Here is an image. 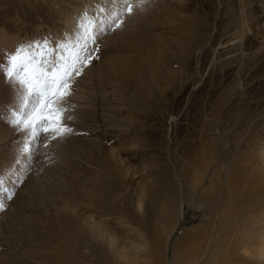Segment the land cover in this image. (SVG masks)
<instances>
[{
	"label": "rangeland",
	"instance_id": "1",
	"mask_svg": "<svg viewBox=\"0 0 264 264\" xmlns=\"http://www.w3.org/2000/svg\"><path fill=\"white\" fill-rule=\"evenodd\" d=\"M0 202V264H264V0H0Z\"/></svg>",
	"mask_w": 264,
	"mask_h": 264
},
{
	"label": "snow or ice",
	"instance_id": "2",
	"mask_svg": "<svg viewBox=\"0 0 264 264\" xmlns=\"http://www.w3.org/2000/svg\"><path fill=\"white\" fill-rule=\"evenodd\" d=\"M125 10L128 13L132 12V6L130 3L125 4ZM120 23V17L118 16L116 20L113 21V24L118 26ZM91 39V37H88ZM95 46L89 47L87 41L81 48V54H78L74 61L73 65L80 64L84 65L89 63L94 58ZM9 61L10 68L5 73L9 78L13 77L12 69H15L17 74L20 72L25 73V79L21 80L22 85L27 86V91L33 93V101L31 108L28 112L19 119H15L13 124L20 131H26L27 135L25 140H31L36 136L37 132H43L49 134L50 136H63L65 133L71 132V128L63 122L62 112L59 107L54 106L56 102V97L58 95H66L70 91L69 83L71 81L72 75L79 74L80 69L73 67L72 72L68 71V68L65 67L63 73L57 74L54 72L51 80L44 79L41 84V75H35L30 71V65L32 61L35 60V57H32V60H28L26 57L21 58L19 51L15 54H9L7 57ZM35 75V91H33L31 76ZM43 75V74H42ZM23 105L28 104V99L25 96L22 100ZM28 143L26 142L24 147L28 148ZM9 195V199H11ZM5 205L3 202H0V210H3Z\"/></svg>",
	"mask_w": 264,
	"mask_h": 264
},
{
	"label": "bare ground",
	"instance_id": "3",
	"mask_svg": "<svg viewBox=\"0 0 264 264\" xmlns=\"http://www.w3.org/2000/svg\"><path fill=\"white\" fill-rule=\"evenodd\" d=\"M153 230L155 231V229L153 228ZM155 232H157V231H155ZM153 234V233H152ZM160 234V233H159ZM156 238V237H155ZM187 251V250H186ZM186 251H185V253H186ZM186 262V261H185ZM189 263H191V262H189ZM193 263H194V261H193ZM172 264H185L184 263V259L182 258V259H175L174 261H173V263Z\"/></svg>",
	"mask_w": 264,
	"mask_h": 264
}]
</instances>
